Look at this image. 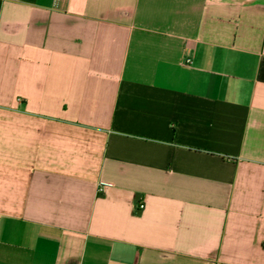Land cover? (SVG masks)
Returning a JSON list of instances; mask_svg holds the SVG:
<instances>
[{"label": "crops", "instance_id": "crops-1", "mask_svg": "<svg viewBox=\"0 0 264 264\" xmlns=\"http://www.w3.org/2000/svg\"><path fill=\"white\" fill-rule=\"evenodd\" d=\"M0 264H264V0H0Z\"/></svg>", "mask_w": 264, "mask_h": 264}, {"label": "built area", "instance_id": "built-area-1", "mask_svg": "<svg viewBox=\"0 0 264 264\" xmlns=\"http://www.w3.org/2000/svg\"><path fill=\"white\" fill-rule=\"evenodd\" d=\"M103 186H107V184H102Z\"/></svg>", "mask_w": 264, "mask_h": 264}]
</instances>
